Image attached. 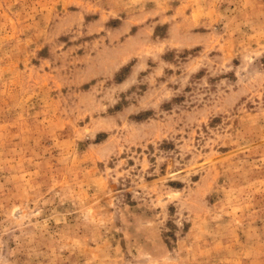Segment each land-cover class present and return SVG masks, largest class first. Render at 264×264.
Segmentation results:
<instances>
[{"label":"rangeland","instance_id":"rangeland-1","mask_svg":"<svg viewBox=\"0 0 264 264\" xmlns=\"http://www.w3.org/2000/svg\"><path fill=\"white\" fill-rule=\"evenodd\" d=\"M0 264H264V0H0Z\"/></svg>","mask_w":264,"mask_h":264}]
</instances>
